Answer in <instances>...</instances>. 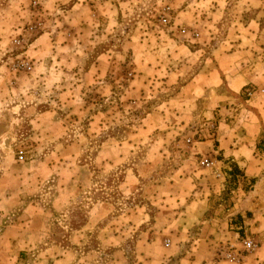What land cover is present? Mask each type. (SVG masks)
Listing matches in <instances>:
<instances>
[{
	"label": "crops",
	"instance_id": "crops-1",
	"mask_svg": "<svg viewBox=\"0 0 264 264\" xmlns=\"http://www.w3.org/2000/svg\"><path fill=\"white\" fill-rule=\"evenodd\" d=\"M232 1V8L223 9L221 0H182L186 5L173 18V25L183 29L179 35L186 42L169 38L166 43L143 41L138 44L136 49L144 51L140 54L136 50L133 54L137 74L118 94L119 100L132 109H140L151 96L177 89L142 117L130 137L102 140L90 161L89 166L95 167L87 168L91 175L85 184L91 194L94 175L107 177L111 170L125 165L118 193L126 198L139 194L156 208L154 216L151 218L146 213V204L131 203L120 210L121 214L110 217L115 207L108 198V188L101 187L95 190L100 192L99 198L86 204V216L80 219L75 215L73 225L72 218L69 220L65 247L56 240L57 234L47 229L46 210L31 203L23 208L19 218L0 230V264H131L127 253L131 248L125 243L133 237L134 264H205L214 256L215 248L210 244L215 245L220 239L222 222L226 223L231 242L248 239L255 243L254 238L247 237V231L255 236L264 235V98L245 95L248 87H264V0ZM254 3L261 6L259 12L253 11ZM74 5L71 11L78 7L77 2ZM209 32H223L226 36L205 54L208 43L200 42V36ZM186 38L197 43L190 45ZM121 48L117 47L116 55L123 53ZM109 53L106 50L84 69L74 72V82L66 92L62 90L61 96L69 98L64 99L60 107L72 115L69 122L47 110L40 111L31 122L36 127L34 135H41L42 139L48 135L58 141L68 128L78 125L81 118L86 120L82 134L76 133L66 146L55 149L44 159L60 163L72 158L83 143L97 139L109 128L108 113L102 104L114 94L113 84L122 81L118 75L113 78V84L108 81L113 60ZM73 62L74 66L79 64V60ZM151 79H160L163 86L156 94L149 88ZM84 90L94 91L90 102L80 99ZM188 112L192 113L189 124L196 123L195 133L199 135L193 140L175 141L174 146H180L183 153L181 166L172 170L174 177L187 178L183 183L178 177L141 185L142 180L151 178L164 155L159 150L154 153L151 145L142 156H138L136 150H140L144 139L155 130L170 129L168 123L180 124L186 119L177 113ZM200 125L214 129L204 134L202 140ZM154 157L157 161L152 163ZM133 158L138 164L129 166ZM204 160L210 162L206 167L207 178L200 177V163ZM50 167L53 168L52 164ZM230 172L237 179L255 182L243 200L230 198L232 206L228 216L234 219H230L228 225L227 220H210L204 215L212 196L223 191L222 182ZM239 186L238 183L231 194L238 192ZM56 190L50 203L54 213L71 207L85 189L83 185L62 181ZM253 207H257L259 216L249 220ZM150 220V228H145ZM97 240L99 244H95ZM190 241L191 246H185ZM258 250L259 259L248 255L237 264H260L264 248ZM23 256L25 260L20 259ZM213 264L225 263L214 261Z\"/></svg>",
	"mask_w": 264,
	"mask_h": 264
},
{
	"label": "rangeland",
	"instance_id": "rangeland-1",
	"mask_svg": "<svg viewBox=\"0 0 264 264\" xmlns=\"http://www.w3.org/2000/svg\"><path fill=\"white\" fill-rule=\"evenodd\" d=\"M76 2L78 7L71 11ZM233 4L232 0H221L223 9H230ZM184 5L186 4L182 0H0V230L19 218L26 205L38 204L46 210L47 229L57 234L56 240L66 247L69 220L72 218L73 225L75 215L80 219L86 216V204L99 198L100 192L95 190L101 187L108 188V198L115 207L110 217L121 214L120 210H124V206L131 203L146 204V213L151 218L154 216L156 208L140 198L139 194L126 198L118 193L117 187L123 178L125 165L114 168L107 177L94 175L91 194H88L89 189L85 184L91 175L87 168L91 170L95 167L89 166L90 161L102 140L108 138L121 140L130 137L142 117L160 106L177 89L174 87L159 92L163 89L160 79H151L149 88L154 94L156 91L159 92V95L151 96L140 109H132L128 103L119 100L120 96H118L128 85L129 80L137 74L133 54L138 44L143 41L166 43L169 38L185 41L179 35L183 29L179 25H173V18L177 13L179 14ZM90 6L93 8H89ZM166 7L170 8L169 24L163 26L160 19ZM252 9L259 12L261 6L254 3ZM29 27H34L33 34L26 36L21 46L15 47L12 41L20 34L24 35ZM225 36L223 32L202 34L200 42L208 43L204 49L205 54ZM186 39L190 45L197 43L190 41V38ZM118 46H121L123 51L119 56L116 55ZM106 50L110 51L109 56L113 59L112 63L110 62L108 81L113 84V78L117 75L122 78L118 85L113 84L114 94L102 104L103 109L108 113L109 128L97 139L83 143L81 148L72 154V158L61 160L60 163L56 160L44 159L54 153L55 149L66 146L76 133L82 134L86 120L81 118L79 124H73L72 128H68L66 135L58 141L48 135L43 139L41 135H34L36 127L31 122L35 121L38 113L44 110L55 113L69 122L72 115L60 107V103L69 98L61 96L62 90L66 92L74 82L72 77L74 72L84 69L88 62ZM137 51L141 54L144 50L139 48ZM19 56L26 57L30 61L32 69L29 73L11 71L12 64ZM78 60L79 64L74 66L73 61ZM93 90L82 91L80 99L90 102L94 98ZM191 114L177 113L186 119L180 124L176 121L172 124L168 123L170 127L167 128L170 129L162 127L155 130L148 139H144L145 144L140 146V150H136L137 155L142 156L151 145L154 153L159 150L164 155L159 165L156 164L157 168L151 178L142 180L141 185L178 177L183 183L184 178H187L180 175L174 177L175 173L173 174L172 170L181 166L183 153L180 146L178 148L174 146L175 141L198 138L199 134L195 133L196 123L193 126L189 124ZM213 130L211 126L202 128L200 125V140L203 139L204 134L212 133ZM18 151L24 152L22 162L17 161ZM136 158L130 161L129 166L138 164ZM156 161L154 157L151 162ZM50 164L53 166L50 167L51 169H49ZM82 167L84 169H81ZM200 172L201 178L209 176L206 167L200 166ZM235 180L240 185L239 191L231 194L228 189L232 185L226 178L222 182L223 191L217 196H212L209 202L208 211L204 215L206 219L227 220L228 225L231 223L230 219L233 221L234 218L228 216L230 215L228 210L232 206L230 198H234L235 201L243 200L251 186L248 181ZM62 181L83 185L85 190L74 200L75 203L71 207L67 206L62 212L54 213L50 209V203ZM170 182L174 181L170 180ZM252 211L253 213L248 216L249 220L259 216L257 207H253ZM150 224L151 220L147 227H144L150 228ZM221 224L223 227L220 239L215 245L210 244L215 248L214 256L205 264H213L214 261L237 264L248 255L253 259H259L258 249L264 248V235L255 236L247 231V237L255 239L256 248L246 253L242 249V240L235 239V242H231L226 223ZM96 243L99 244V241L97 240ZM133 243L134 237L129 238L125 243L126 247L131 248V251L127 252L131 264L135 262L132 255ZM191 244L192 241L185 246ZM20 259L25 260L26 256ZM101 260L104 261L105 258L102 257ZM260 264H264V254L260 258Z\"/></svg>",
	"mask_w": 264,
	"mask_h": 264
},
{
	"label": "built area",
	"instance_id": "built-area-1",
	"mask_svg": "<svg viewBox=\"0 0 264 264\" xmlns=\"http://www.w3.org/2000/svg\"><path fill=\"white\" fill-rule=\"evenodd\" d=\"M169 17H170V8L166 7L163 10V14H162V17L160 19V23L163 26L169 24V21H168ZM33 32H34V27H29L26 30L25 34L24 35L20 34L16 39H14L12 41V44L15 47L21 46V44L26 40V36L33 34ZM31 69H32V67H31L30 61L26 57H23V56L17 57L15 59V62L11 66V71L13 73H20V72L21 73H29L31 71ZM245 95L247 98H251L254 95H257L259 97L264 98V87H262V88H250V87H248L245 91ZM16 158H17L18 162H22L24 159V152L18 151L16 153ZM200 164L203 167H207L210 165V162L207 160H204ZM255 248H256V245L253 243V241L248 240V239H244L242 241V249L244 252H246V253L252 252V251H254Z\"/></svg>",
	"mask_w": 264,
	"mask_h": 264
},
{
	"label": "trees",
	"instance_id": "trees-1",
	"mask_svg": "<svg viewBox=\"0 0 264 264\" xmlns=\"http://www.w3.org/2000/svg\"><path fill=\"white\" fill-rule=\"evenodd\" d=\"M228 176H229V177H228V179H229V184L232 185L231 188L228 189V191L231 192V191H233V190L236 189L237 181H236L235 179H237V178L235 177V175H231V172H230V174H228ZM254 182H255V180H250V181H249L250 185H253Z\"/></svg>",
	"mask_w": 264,
	"mask_h": 264
}]
</instances>
